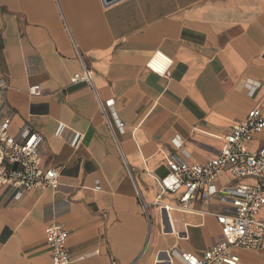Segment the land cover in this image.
<instances>
[{"label":"crops","instance_id":"1","mask_svg":"<svg viewBox=\"0 0 264 264\" xmlns=\"http://www.w3.org/2000/svg\"><path fill=\"white\" fill-rule=\"evenodd\" d=\"M156 51L173 60L168 78L147 67ZM83 63L92 85L72 82ZM0 84L10 132L40 133V165L59 172L57 188L0 187V264H52V222L73 264H183L171 252L212 247L227 204L181 208L161 179L171 155L204 163L252 109L264 115V0H0ZM252 181L225 172L217 185ZM234 252L264 264V249Z\"/></svg>","mask_w":264,"mask_h":264},{"label":"built area","instance_id":"2","mask_svg":"<svg viewBox=\"0 0 264 264\" xmlns=\"http://www.w3.org/2000/svg\"><path fill=\"white\" fill-rule=\"evenodd\" d=\"M172 64V58L162 51L154 52L147 61L151 71L166 78L170 76ZM80 81L92 85L91 72L85 63L82 71L75 73L72 79L74 83ZM245 84L250 95H254L261 85L254 79H247ZM5 88L6 85L0 84V187H15L17 197L33 187L57 188L58 170H44L40 165L39 147L43 136L29 125H24L18 135L10 132L12 118L5 113ZM30 93L39 94L40 88L32 87ZM112 102L109 101L111 105ZM117 122L120 127L125 126L119 119ZM63 130L64 125H60L56 134L61 136ZM263 131L264 115L257 106L222 136L223 146L213 159L191 163L170 156L169 173L161 183L165 192L178 195V206L187 209L195 199L212 198L227 204L223 211L215 214L221 226V237L212 247L201 255L171 252L183 264H240V256L234 248L264 249V219L260 217L264 206V142L255 151L249 148V143ZM79 138L76 135L73 140L74 147L79 145ZM175 143L180 147L182 141ZM225 172L236 179L252 178L253 181L219 187L217 182ZM68 237L69 232L60 223L52 222L45 227L52 264H73Z\"/></svg>","mask_w":264,"mask_h":264},{"label":"water","instance_id":"3","mask_svg":"<svg viewBox=\"0 0 264 264\" xmlns=\"http://www.w3.org/2000/svg\"><path fill=\"white\" fill-rule=\"evenodd\" d=\"M117 1H119V0H103L104 4L106 6L111 5V4H113V3L117 2Z\"/></svg>","mask_w":264,"mask_h":264}]
</instances>
